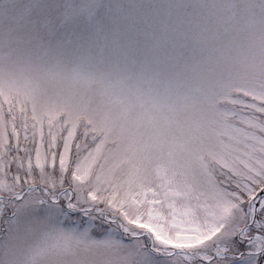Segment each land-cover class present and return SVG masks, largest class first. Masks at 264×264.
<instances>
[{
	"label": "snow or ice",
	"instance_id": "6c2138e0",
	"mask_svg": "<svg viewBox=\"0 0 264 264\" xmlns=\"http://www.w3.org/2000/svg\"><path fill=\"white\" fill-rule=\"evenodd\" d=\"M0 264H264V0H0Z\"/></svg>",
	"mask_w": 264,
	"mask_h": 264
}]
</instances>
